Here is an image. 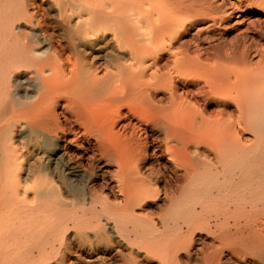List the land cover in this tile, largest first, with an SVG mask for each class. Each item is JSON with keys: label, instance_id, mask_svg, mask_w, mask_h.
Here are the masks:
<instances>
[{"label": "bare ground", "instance_id": "6f19581e", "mask_svg": "<svg viewBox=\"0 0 264 264\" xmlns=\"http://www.w3.org/2000/svg\"><path fill=\"white\" fill-rule=\"evenodd\" d=\"M0 264H264V0H0Z\"/></svg>", "mask_w": 264, "mask_h": 264}]
</instances>
